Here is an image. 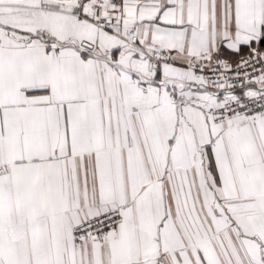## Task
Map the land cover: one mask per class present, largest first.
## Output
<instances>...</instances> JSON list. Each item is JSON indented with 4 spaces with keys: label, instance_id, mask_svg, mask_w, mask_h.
Segmentation results:
<instances>
[{
    "label": "snow or ice",
    "instance_id": "obj_1",
    "mask_svg": "<svg viewBox=\"0 0 264 264\" xmlns=\"http://www.w3.org/2000/svg\"><path fill=\"white\" fill-rule=\"evenodd\" d=\"M0 264H264V0H0Z\"/></svg>",
    "mask_w": 264,
    "mask_h": 264
}]
</instances>
